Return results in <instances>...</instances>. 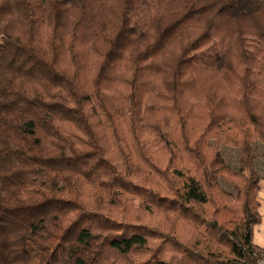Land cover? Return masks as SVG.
<instances>
[{
    "label": "trees",
    "instance_id": "obj_1",
    "mask_svg": "<svg viewBox=\"0 0 264 264\" xmlns=\"http://www.w3.org/2000/svg\"><path fill=\"white\" fill-rule=\"evenodd\" d=\"M260 157L264 0H0V264H257Z\"/></svg>",
    "mask_w": 264,
    "mask_h": 264
},
{
    "label": "rangeland",
    "instance_id": "obj_2",
    "mask_svg": "<svg viewBox=\"0 0 264 264\" xmlns=\"http://www.w3.org/2000/svg\"><path fill=\"white\" fill-rule=\"evenodd\" d=\"M257 150L258 151H262L263 147L261 145L257 146ZM219 151L221 153V155L223 156V158L225 159V162L227 163V165L230 168H237L238 167V158H239V150L236 148H233L231 146L225 145V144H221L219 147ZM255 169H257L259 175H260V185H261V190L259 192L258 197H260L262 205L264 207V158L260 157V159L257 160V167H255ZM218 181L220 182V184H222L225 188L227 189H231V185L223 178L218 177ZM263 214H261L260 216L263 217V220H261V224L258 225L257 227L260 228L256 229L258 232V237L260 240L261 244H258L257 242H255V244L261 248H264V209L262 210ZM259 258L258 260H261V258L264 257V250L259 251Z\"/></svg>",
    "mask_w": 264,
    "mask_h": 264
},
{
    "label": "crops",
    "instance_id": "obj_3",
    "mask_svg": "<svg viewBox=\"0 0 264 264\" xmlns=\"http://www.w3.org/2000/svg\"><path fill=\"white\" fill-rule=\"evenodd\" d=\"M259 182H260V181H259ZM260 190H261V185H260V188H259V190H258V192H257V197H258V195H259ZM258 200H259L258 212H260V215H261V214H263V211H262V210L264 209V207H263V205H262V202H261L260 197H258ZM261 218H262L261 220H263V217H262V216H261ZM261 220H260L258 223H256V224L253 225L252 240H253L254 243L257 242L258 244H261V243H260V240H259V237H258V232H257L256 229H259V230H260V228L257 227V226L260 225V224L262 223Z\"/></svg>",
    "mask_w": 264,
    "mask_h": 264
},
{
    "label": "built area",
    "instance_id": "obj_4",
    "mask_svg": "<svg viewBox=\"0 0 264 264\" xmlns=\"http://www.w3.org/2000/svg\"><path fill=\"white\" fill-rule=\"evenodd\" d=\"M257 264H264V257L257 261Z\"/></svg>",
    "mask_w": 264,
    "mask_h": 264
}]
</instances>
